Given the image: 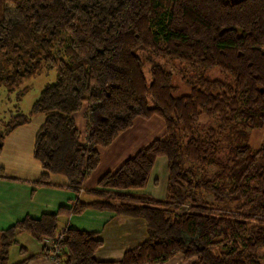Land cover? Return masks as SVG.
<instances>
[{
  "label": "trees",
  "instance_id": "1",
  "mask_svg": "<svg viewBox=\"0 0 264 264\" xmlns=\"http://www.w3.org/2000/svg\"><path fill=\"white\" fill-rule=\"evenodd\" d=\"M214 68L221 76L207 75ZM51 70L28 112L0 124V154L8 135L43 115L31 151L42 173L32 186L60 175L76 198L0 229V264H10L23 231L43 245L16 264L39 255L56 264H165L177 255L187 264H264V142L248 143L249 129H264V0H0V87L20 99L25 80ZM82 109L83 134L73 116ZM153 117L162 135L105 171L87 190L96 199L80 201L99 148ZM159 157L165 196L134 193ZM0 178L18 180L2 167ZM86 209L141 218L146 236L119 259H99L97 232H58L62 215Z\"/></svg>",
  "mask_w": 264,
  "mask_h": 264
},
{
  "label": "crops",
  "instance_id": "2",
  "mask_svg": "<svg viewBox=\"0 0 264 264\" xmlns=\"http://www.w3.org/2000/svg\"><path fill=\"white\" fill-rule=\"evenodd\" d=\"M29 124L18 127L6 137L2 153L0 154V157L5 159L0 162V166L3 167L6 174L18 178V180L0 178V229L11 225L25 215L38 217L42 213L56 210L60 205L68 207L76 198L75 194L66 188V180L58 178V175H51L50 186L38 188L32 186L31 181L39 177L42 169L39 164H36L35 160H28L23 155L25 151H32L35 131L27 127ZM129 150L127 149L128 152ZM118 156H120V152H117L115 159L110 158V163L118 166L120 163H117V160L119 161L120 159L121 161V158L124 159L126 157V155H123V157L118 159ZM104 170H109V167L104 168ZM152 172L153 169L145 187L154 186L153 180L157 177ZM100 175V173H97L93 180L96 179L97 181ZM85 181L86 184H83L82 187L83 192L78 194L80 201L92 200L84 198L83 194L87 190L94 188L93 184L96 181L89 182L88 179ZM132 191L134 192L135 190ZM139 193L146 194V192ZM60 218L62 222L61 229L75 227L97 232L104 241L103 246L95 253V256L99 259H119L125 249L134 246L146 236L145 222L141 218L114 216L110 212L95 209H86L82 213L75 215H62ZM37 243L40 244V247H33V251H29L27 246L24 245L26 251L23 254L20 253L22 259L11 264H16L31 255L41 252L43 244L38 241ZM24 264H56V262L47 256L39 255Z\"/></svg>",
  "mask_w": 264,
  "mask_h": 264
},
{
  "label": "rangeland",
  "instance_id": "3",
  "mask_svg": "<svg viewBox=\"0 0 264 264\" xmlns=\"http://www.w3.org/2000/svg\"><path fill=\"white\" fill-rule=\"evenodd\" d=\"M54 75L55 72L51 70L48 72H44L34 78L25 80L23 84L20 86V88L24 86H28V88L20 99L17 96L19 91L18 89L15 92L7 95L4 92L3 87H0V92L3 93L0 95V124L3 121H7L9 117L15 113L18 112L27 113L32 102L37 98L38 93L43 87V85L45 83L52 82L54 80ZM207 75H209L210 77H218L221 76V73L218 71V69L214 68L209 70L207 72ZM177 83L179 85L181 84L180 81L178 80ZM73 116L75 118L78 128L83 134L85 130L83 109L74 113ZM205 120L206 118L202 116L201 121H205ZM42 121H43V115H39V114L34 115L31 117V122L27 127L30 128L31 130L34 129V131L36 132ZM162 133H163V123L159 118L157 117H153L150 119L136 118L133 122L132 127H130L125 132L120 133L110 146L105 148H99L100 163L97 166V168L91 172V174L87 179L89 180V182H94L96 181V179L93 180L94 176H96L97 173H100L102 175L105 172L104 168L109 167V170L115 169L117 165L111 164L109 160L110 158L115 159L117 152H120V156H118V159L123 157V155H126L125 158H127L128 156L133 155L139 148L149 144L150 141H152L154 138L160 137ZM262 142H264V129L263 128L249 129L248 143L254 149H257ZM127 149H130L129 152L127 151ZM23 155L28 160H32V161L34 160L31 156V151L30 152L25 151ZM124 159L121 158V161L120 159L119 161L117 160V163H121ZM2 160L5 159L3 157H0V162ZM211 169H213V167H211ZM92 174L94 175L92 176ZM152 174L153 175L156 174L157 178L155 179H157V183L153 184L154 186L152 187L140 188L135 190L134 192L136 194H139V192H146V194L153 196L156 199H162L165 196L166 183H167V164L165 158L157 159ZM58 176H59L58 178L64 179L60 175ZM84 184H86V181ZM93 185L95 186L96 183H94ZM80 192H83V190L80 189L79 193ZM83 196L84 198H90V199L97 198L96 195H93L89 191L85 192ZM205 197L209 203L215 205L210 195H205ZM187 206L188 205H184L181 209L177 210L176 214H180L182 211H184L187 208ZM61 228H62V222H61V218H59L58 232H60ZM16 239H17V243L12 244L9 249L10 264L22 259L21 254L19 252L20 245H26L29 251H33V247L35 248L40 247V244L37 243V241H35L33 237H31V235L25 231L21 232L20 235H17ZM42 241L44 242V239ZM228 248H229V244H226L225 246L219 245L216 249L218 251H226ZM259 254H262L261 251L259 252ZM166 264H187V262L180 255H177L173 259L166 262Z\"/></svg>",
  "mask_w": 264,
  "mask_h": 264
},
{
  "label": "built area",
  "instance_id": "4",
  "mask_svg": "<svg viewBox=\"0 0 264 264\" xmlns=\"http://www.w3.org/2000/svg\"><path fill=\"white\" fill-rule=\"evenodd\" d=\"M58 239H59V240L61 239V235L58 236ZM45 241L47 242V239H45ZM55 251H56L57 253H59V251H60V250H59V247H56V248H55ZM51 259H53V258H51Z\"/></svg>",
  "mask_w": 264,
  "mask_h": 264
}]
</instances>
